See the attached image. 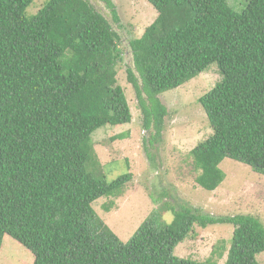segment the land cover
Masks as SVG:
<instances>
[{"label":"trees","instance_id":"obj_1","mask_svg":"<svg viewBox=\"0 0 264 264\" xmlns=\"http://www.w3.org/2000/svg\"><path fill=\"white\" fill-rule=\"evenodd\" d=\"M102 1L118 23L113 2ZM146 1L157 16L128 41L126 77L148 162L159 168V94L216 64L221 79L198 98L213 133L189 152L195 182L215 191L224 158L264 175V0ZM31 2L0 0V248L7 234L31 264H217L174 249L196 228L229 224L224 264H260L264 225L251 215L214 216L162 191L126 242L96 215L94 201L121 196L132 180L128 170L112 179L94 168L92 134L131 122L116 78L120 36L87 0H45L26 15Z\"/></svg>","mask_w":264,"mask_h":264},{"label":"rangeland","instance_id":"obj_2","mask_svg":"<svg viewBox=\"0 0 264 264\" xmlns=\"http://www.w3.org/2000/svg\"><path fill=\"white\" fill-rule=\"evenodd\" d=\"M87 1L106 17L120 36L122 60L116 66V78L131 110L130 123L106 124L92 134L94 159L98 161L95 171H104L112 179L127 170L132 173V180L121 196L101 197L91 204L96 215L121 241L126 242L155 209L150 195L169 191L179 200L214 216L247 214L264 225V175L254 172L250 166L224 158L218 167L225 178L215 191H204L195 182L198 171L189 152L213 133L198 98L221 79L216 64L178 88L159 94L167 115L158 144L160 164L155 169L143 151L145 131L141 128L140 110L135 92L127 82L126 69L133 68L128 41L140 37L145 27L154 21L157 12L146 0H111L119 17L118 23H114L104 1ZM44 2L32 0L26 15L35 13ZM245 2L238 0L242 6ZM230 3H234L233 0ZM118 134L123 137L116 138ZM163 217L170 220L167 213ZM231 235L232 226L229 224L213 225L204 230L196 228L191 237L175 247L174 253L195 260H204L212 254L217 264H224ZM214 248H218L222 255H213ZM257 259L264 264V253H260ZM33 260V254L22 244L7 234L3 236L0 264H31Z\"/></svg>","mask_w":264,"mask_h":264}]
</instances>
